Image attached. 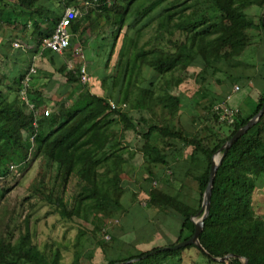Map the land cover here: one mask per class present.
I'll return each mask as SVG.
<instances>
[{"label":"trees","instance_id":"obj_1","mask_svg":"<svg viewBox=\"0 0 264 264\" xmlns=\"http://www.w3.org/2000/svg\"><path fill=\"white\" fill-rule=\"evenodd\" d=\"M254 4L264 8V0H255ZM11 5L13 10H22L49 21L52 31L64 8L76 7L80 15L70 25L71 34L82 25L85 29L88 25L97 24L99 32L108 31L107 37L102 40L111 42L110 55L114 53L121 33L124 44L116 70L100 79L101 92L106 91L107 94L90 93V100L74 111L59 103L57 111L46 117L40 107L42 101L33 97L28 89L29 98L40 107L37 128L33 125V112L19 97L24 74L11 83L6 94L0 90V178L10 171L12 153L30 143L31 136L35 134L32 142L37 146L38 154L54 166L55 181L48 187L42 180L41 185L33 187V193L53 206L63 219L76 217L95 225L103 218H114L125 212L121 201L125 192L121 174L134 154L127 145L133 134L138 135L143 139L139 150L147 168V181L155 177L151 167L162 164L171 170L172 175H192L197 182L199 202L193 206L184 203L177 193L161 187L148 191L150 207H170L181 215L177 239L167 246L188 239L194 231L192 216L199 212L208 184L212 156L261 108L264 86L255 98L254 109L247 116L238 113L231 123L224 125L223 135L212 132L215 135H212L211 143L207 135L203 136L199 131L188 138L172 125L156 122L150 116L146 118L145 112L159 106L167 115L174 117L181 107L180 95L170 92L175 72L185 69L193 61L200 62L202 66L197 75L223 72L221 64L230 68L240 66L242 63L236 58L249 43L247 30L254 26L264 29L262 18L257 24L247 20L244 4L236 5L235 0H63L61 14L54 9H46L40 0H13ZM203 6L207 8L203 10ZM208 8L215 14L214 17L209 14ZM130 18L132 22L126 25ZM152 22H156L154 36L143 39L144 31ZM165 34L170 36L166 42L169 50L163 46L150 47L155 39H164ZM71 54L77 55L73 47ZM145 69L154 73L148 77L144 74ZM259 70V76L264 81V60ZM58 72L66 83H81V67L67 69L63 64ZM224 74L232 83L251 78L242 71L234 75ZM113 100L127 102L130 109L139 112L140 120H134L130 113L123 112L116 101L115 107H112L110 101ZM214 118L216 122L218 116ZM118 124L121 127L119 133L116 130ZM41 126H47L48 131L43 132ZM154 133L160 135L161 144L152 143ZM177 143L183 144L184 149L191 148V151L186 161L172 164L167 153L172 147L176 148ZM262 176L264 112L228 148L217 167L209 213L199 235L200 243L209 255L191 244L179 249L153 247L137 253L129 252V246L126 252L121 251L116 257H111L107 255L104 241L95 242L92 248L85 247L89 235L79 231L69 264H114L134 258L139 259L127 264H167L169 258L191 247L200 252L207 264H242L237 256L246 257L248 264H264V220L254 215L252 203L253 193ZM72 178L76 179L78 190L69 201L65 194ZM97 227L93 229V235L98 231ZM106 232L113 241L118 240L110 229ZM229 253L237 256L224 261L211 258ZM21 263L66 264L58 247L48 251L39 248L28 228L19 232L14 240L4 242L0 237V264Z\"/></svg>","mask_w":264,"mask_h":264},{"label":"rangeland","instance_id":"obj_2","mask_svg":"<svg viewBox=\"0 0 264 264\" xmlns=\"http://www.w3.org/2000/svg\"><path fill=\"white\" fill-rule=\"evenodd\" d=\"M7 1L9 4L13 0ZM254 1L235 0V4L243 3V11L246 13L247 20L257 24L264 15V8L259 4H254ZM4 7V13L7 17L4 16L5 20L0 24V27L4 28V33H10L8 42L12 43L14 36L11 33V28L15 22H12L10 13L13 6L11 5V8H9L5 5ZM206 8L203 6L202 9ZM1 11L0 6V13ZM208 12L214 17L215 14L209 8ZM131 22L132 18L128 19L126 25ZM155 27L156 22H152L144 31L143 39L153 37ZM124 30H126V26ZM247 32L249 34V43L236 58L242 63L240 66L230 68L225 64H221L223 72H218L217 74L206 72L202 75H197L202 66L200 62L193 61L185 69L175 72L170 92L180 95L181 107L174 117L167 115L159 106H154L150 112H145V117L148 118L150 116L156 122L172 125L175 129L181 130L182 134L188 138L193 137L199 131L201 135H207V139L211 143L212 135H215L213 133L218 132L223 135L226 128L224 125L231 123L238 113L247 116L254 109L255 98L261 87L259 69L262 67V61L264 60V29L260 26H254L248 29ZM107 33L108 31H106ZM168 37L170 36L165 34L164 39L161 41L155 39L150 47L163 46L165 50H169V46L166 43L169 39ZM121 38L122 34L119 35L120 40ZM94 41L95 39L92 42L94 43ZM122 41L117 43L118 49L114 50V57L111 59L113 65H103V60H100V58H97L89 65L86 64L88 62L84 63L86 59L72 62V68L84 66L85 74L88 78L90 77L89 71L93 74V81L91 79L84 82L81 80L80 86L82 89L88 90L92 94H107L106 91L104 93L101 92L100 80L98 79L104 76L103 73L108 71V74H112L116 70L115 59H119L118 57L121 56L124 44ZM88 50L87 48L86 54ZM76 57L79 58L77 55L74 60L77 59ZM39 70H42V73L49 72L54 74L56 81L63 78L54 68L50 69V66L43 68L41 66L40 69H36L37 72L35 73V76L40 77L39 79L43 80L46 78L42 74H37L41 73ZM240 71L251 76V78L232 83L231 79L227 78V74H224L234 75ZM153 73L154 71L150 69H145L144 71V74L148 77ZM235 86H238L237 90H235ZM29 89L31 91V88ZM228 96L230 98H227ZM221 97L222 100L219 101ZM113 101L116 104L117 101ZM120 102L125 101L117 102L121 105L123 112L130 113L134 120H140L138 111L130 109L127 102L123 104ZM64 106L71 111L77 108L72 105L71 108L68 105ZM40 107L50 110L48 117L58 109L56 104L43 103ZM225 108H228L231 113H225ZM215 115L218 116L216 122H214ZM41 129L43 132L48 131L47 126H41ZM116 130L118 133L121 131L119 124L116 126ZM151 141L154 144L162 143H160V135L158 133L152 135ZM142 144L143 139L133 134L130 144L127 145L134 151V154L128 160L125 170L121 174L125 189L121 201L125 212L119 213L114 218H103L101 222L97 221L95 225L76 217L69 220L63 219L54 211L53 206L36 193H33V187L41 185L42 180L48 187L54 184L55 168L38 154L37 146L32 141L24 144L22 148L12 153V163L8 175L0 178V237H2L4 242L14 240L19 232L28 228L33 241L39 248L48 251L58 247L62 252V261L66 264H69L73 259V243L79 231H84L89 235L85 247L92 248L95 247V242L104 241L107 255L111 257H116L121 251L126 252L125 249L129 246H131V248L129 247V252L137 253L138 251H146L153 247H163L174 243L178 236L181 215L170 207L162 208V206L157 205L150 207L148 191L161 187L171 193H177L184 203L193 206L199 202L197 182L192 175L188 177H181L177 174L172 175L171 170L165 168L162 164H156L151 167L155 177L151 181H147L146 179L149 178L147 168L144 167L143 156L139 150ZM163 146L166 147L165 144ZM172 148L167 153L168 159L172 161V164L173 162L186 161L188 159L191 148L184 149L181 143H177L176 148ZM219 148L216 154L220 156L221 151H219ZM174 151L176 152L175 154ZM6 189L10 190L7 191ZM77 190L76 179L72 178L65 198L71 201V195ZM252 203L254 215L264 220V176L258 180L257 188L252 196ZM201 213L199 210L196 215L192 216V220L198 221ZM95 227H97L98 231L93 235ZM107 229H110L118 240L113 241L110 234L106 232ZM95 254L97 253L95 252ZM167 264L207 263L200 252L196 248L191 247L185 248L178 252L177 256L169 258Z\"/></svg>","mask_w":264,"mask_h":264},{"label":"crops","instance_id":"obj_3","mask_svg":"<svg viewBox=\"0 0 264 264\" xmlns=\"http://www.w3.org/2000/svg\"><path fill=\"white\" fill-rule=\"evenodd\" d=\"M62 1L63 0H40V3L46 9H54L58 14H61L62 11L60 12V10L62 7L60 5ZM5 5L6 7L11 8V3L9 2L8 4L7 0L0 3L2 10L0 13L2 14L0 16V24H2L5 20ZM10 16L12 17V22H15L11 28L12 30L10 29L12 35L14 36V38H12L14 39L12 43L8 42L10 33H4V28L0 27V71L2 76L0 90L3 91V94L7 93V88L12 85L11 83L20 78V76L23 75L31 65H33L36 69H40L41 66L43 68H48V66H50V69L54 68L57 72L63 64L67 66V69H71L72 62H79L80 60L85 59L84 63L88 62L86 63L87 65L93 63V61L97 58L103 60V65H113L111 59L114 56L113 54H109L111 42L107 39L102 40L107 37V34L106 32H99L100 26L97 24L88 25L85 29L82 25L76 31H72L71 47L62 53H52L43 47L44 40L50 36L52 31L49 21H43L39 18L33 17L29 15V13L22 10L12 9ZM14 27L16 28L14 29ZM93 39H95L94 43L92 42ZM119 41L121 42L118 38L114 50L118 49L117 43ZM14 43H17L18 46L15 47ZM72 47L75 48V53H77L79 57H76L77 59L75 60L74 57L77 55L72 56ZM87 48L89 50L86 54ZM118 58H120V56ZM115 60L116 65L118 59ZM82 67L85 69L84 66ZM39 71L41 73L37 74H42L46 78L42 80L39 79L40 77L33 74L30 80L29 88H31L32 91L31 95L33 97H37L40 101H42V103L56 104V106L59 103H63L71 108V105L80 107L90 100L91 92L82 89L80 83H66L64 77L59 81H56L54 74H49V72L42 73V70ZM89 73V79L93 81V74L90 71ZM106 73H103V75H111ZM100 79L101 78H99V80ZM260 80L261 90L264 86V81L262 78H260Z\"/></svg>","mask_w":264,"mask_h":264},{"label":"built area","instance_id":"obj_4","mask_svg":"<svg viewBox=\"0 0 264 264\" xmlns=\"http://www.w3.org/2000/svg\"><path fill=\"white\" fill-rule=\"evenodd\" d=\"M80 15V11L78 8L73 6H67L64 8L59 20L55 24L52 33L49 37L44 40L43 47L48 48L51 51L62 53L65 51L71 44V33H70V25L78 16ZM15 47L18 46L17 43H14ZM81 80L88 81V76L85 74V69L81 68ZM36 73V68L31 65L28 70L24 73L21 79V86L19 89V97L20 99L28 106V108L33 112V125L35 128L38 126L37 118L39 116L40 107L31 101L28 95V89L30 80L33 74ZM238 89V86H235V90ZM227 98H230L228 96ZM112 107H115V103L110 101ZM225 113L230 114L228 108H225ZM50 110L45 108L43 110L44 116H49ZM35 134L31 136V141H33Z\"/></svg>","mask_w":264,"mask_h":264},{"label":"water","instance_id":"obj_5","mask_svg":"<svg viewBox=\"0 0 264 264\" xmlns=\"http://www.w3.org/2000/svg\"><path fill=\"white\" fill-rule=\"evenodd\" d=\"M262 22L264 24V15L262 16ZM263 112H264V102L262 103V106L258 110V112L256 114H254L250 119H248V121L244 125L239 127L238 130L227 141H225L222 144V146L219 148V151H221V155L219 156V159H218L217 162L214 161V155L212 156L211 166H210V170H209L208 184H207V186H206V188L204 190L203 200H202V204H201V208H200V212H202V213H201V216H200L199 220L198 221H194V231H193L192 235L186 240H183L181 242L175 243L174 245H171V246H163L160 249H179V248H184L187 245L194 244L198 248H200L202 251L206 252V250L204 249V247L200 243L199 235H200V233L202 231V228L204 226V220H205V218L207 217V215L209 213L211 188H212V184H213V180H214V177H215V173H216L217 167L221 163V160H222L223 156L225 155L226 151L228 150V148L240 136H242L244 133H246L247 130L249 128H251L259 120V118L261 117ZM160 249H157V250H160ZM157 250H155V251H157ZM236 256H237L236 254L229 253V254H226L223 257H213V256H211V258L216 260V261H224V260L229 259L230 257H236ZM237 257H239V259L241 260L242 264H248V259L246 257H240V256H237ZM137 259H139V258H134V259H130V260H127V261H122V262H116L114 264H127V263L132 262V261L137 260Z\"/></svg>","mask_w":264,"mask_h":264},{"label":"bare ground","instance_id":"obj_6","mask_svg":"<svg viewBox=\"0 0 264 264\" xmlns=\"http://www.w3.org/2000/svg\"><path fill=\"white\" fill-rule=\"evenodd\" d=\"M218 159H219V154H216V153H215V154H214V161L217 162Z\"/></svg>","mask_w":264,"mask_h":264}]
</instances>
